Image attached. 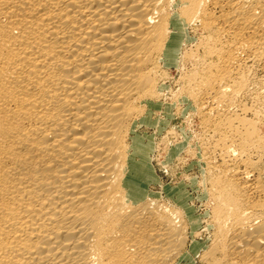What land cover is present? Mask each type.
<instances>
[{
  "label": "bare ground",
  "instance_id": "bare-ground-1",
  "mask_svg": "<svg viewBox=\"0 0 264 264\" xmlns=\"http://www.w3.org/2000/svg\"><path fill=\"white\" fill-rule=\"evenodd\" d=\"M167 68L202 129L200 257L264 264V0H0V264L198 255L199 216L152 189L137 129Z\"/></svg>",
  "mask_w": 264,
  "mask_h": 264
},
{
  "label": "rangeland",
  "instance_id": "rangeland-1",
  "mask_svg": "<svg viewBox=\"0 0 264 264\" xmlns=\"http://www.w3.org/2000/svg\"><path fill=\"white\" fill-rule=\"evenodd\" d=\"M188 46L190 45L188 44ZM166 77L160 81L159 95L155 99L156 105H147V112L149 111L152 120L151 126L145 122H138L137 129L145 143H149L150 140L155 143L156 149L150 155L154 173L153 180L151 179L152 189L164 198L170 193L178 195L183 192L189 207L200 219V225L194 237L195 241L200 242L199 253L193 258L183 260L180 264H207L200 257L205 249L207 250L211 246L213 239V231L207 227L208 215L206 214L207 206L203 183L204 166L206 170L207 161L205 160L204 164L194 154L201 152L200 149H202L200 118L197 116L194 106L189 103L191 100L183 98L185 95L184 81L180 73L175 68H167ZM189 151L191 152L189 153ZM261 160L260 167L264 169V155Z\"/></svg>",
  "mask_w": 264,
  "mask_h": 264
}]
</instances>
